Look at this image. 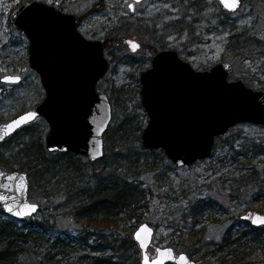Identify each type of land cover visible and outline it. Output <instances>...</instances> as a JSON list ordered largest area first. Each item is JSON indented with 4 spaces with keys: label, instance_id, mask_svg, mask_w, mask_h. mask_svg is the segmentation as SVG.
Instances as JSON below:
<instances>
[{
    "label": "rangeland",
    "instance_id": "rangeland-1",
    "mask_svg": "<svg viewBox=\"0 0 264 264\" xmlns=\"http://www.w3.org/2000/svg\"><path fill=\"white\" fill-rule=\"evenodd\" d=\"M28 1L32 0H0V78L21 77L19 84L0 81V123L32 109L46 96L38 72L30 67V41L9 19L14 7ZM40 1L74 14L82 35L103 42L110 69L97 87L108 92L113 119L116 113L135 117V123L140 118L144 128L147 126L148 116L140 99V74L151 67L154 54L163 49L177 51L200 71L218 63H231L232 80L242 79L256 90H264V0H243L240 10L232 14L225 12L218 0H145L134 3L133 10L131 0ZM244 32L246 35L255 32L262 41L255 54L228 49L230 38ZM128 40L141 47L132 51ZM36 125L35 130L44 126L46 136L47 121L39 118ZM29 132L25 129L17 138L9 139L0 148V157H7L10 147L30 139ZM138 146L143 147L142 141ZM137 152L142 161L148 159L154 164L152 170H143L139 178L142 189L151 194L146 198L145 211L137 208L129 214L116 210L113 222L90 223L75 218L73 203L65 204L70 195L71 201L80 200L81 193L76 196L72 192L68 196L59 192L56 197L46 199L43 191L38 200L31 198L40 204V210L34 217L17 220L19 226L28 227L36 219L49 215L56 221V227H50L45 234L49 242L40 264H132L141 258L133 234L145 222L155 228L152 256L158 246H170L198 264H221L222 256L232 248L241 251L249 246L260 249L243 264H264V226L262 231L251 234L250 226L240 219L247 210L264 212L263 202L255 199L259 187L252 190L253 183H246L249 178L241 179L258 170L260 177L256 184H262L264 189L262 126L237 125L217 139L210 157L193 165H174L162 150L143 147ZM92 171L106 172L103 178L107 179L111 176L121 179L123 175L114 167L100 166ZM58 241L60 244L56 245ZM122 248L126 249L124 254Z\"/></svg>",
    "mask_w": 264,
    "mask_h": 264
},
{
    "label": "water",
    "instance_id": "water-1",
    "mask_svg": "<svg viewBox=\"0 0 264 264\" xmlns=\"http://www.w3.org/2000/svg\"><path fill=\"white\" fill-rule=\"evenodd\" d=\"M218 2L232 14L240 10L243 0L235 10L222 0ZM134 7L130 5L131 10ZM9 19L30 41V67L38 72L46 96L32 109L0 123V146L24 126L42 118L49 124L45 137L49 152H70L90 162L100 161L106 155L105 136L114 112L108 92L97 88L110 69L103 42L82 35L77 16L40 0L18 4ZM127 43L134 52L141 47L132 40ZM154 55L151 67L140 74L141 105L149 120L141 134L145 149L162 150L174 165L183 167L210 157L217 139L239 124L264 128V90H256L242 79L232 80L231 63L200 71L173 49ZM0 81L19 84L21 77L5 76ZM29 187L27 172L0 168V208L5 215L17 221L38 214L40 205L31 200ZM257 218L264 219V212L247 210L240 217L251 228L263 227L254 223ZM154 236L155 228L147 222L133 234L141 250V264L146 258L148 264H198L186 253L176 254L170 246H158L152 256Z\"/></svg>",
    "mask_w": 264,
    "mask_h": 264
},
{
    "label": "trees",
    "instance_id": "trees-1",
    "mask_svg": "<svg viewBox=\"0 0 264 264\" xmlns=\"http://www.w3.org/2000/svg\"><path fill=\"white\" fill-rule=\"evenodd\" d=\"M230 41L228 49L233 52L255 54V50L262 47V41L255 32L248 35L245 32L235 34ZM113 91L115 92V89ZM142 115L145 117L144 113ZM36 121L20 129L11 137L17 138L19 133L27 129L30 130L28 133L30 139L10 147L7 157H0L1 167L28 173L30 198L38 200L43 191L46 192L44 193L46 199L56 197L59 192L68 196L72 192L76 193V196L81 193L80 200L73 202L70 195V200H67L65 204L73 203L74 206L71 209L75 218L90 223L113 222L112 215L116 210L130 214L134 209L141 208L145 211L148 208L146 198L151 194L142 189L143 184L139 178L143 170L148 168L152 170L154 164L148 159L142 161L137 152L143 148L138 146L144 129L143 124H145L140 118L139 122L135 123V117L118 116L115 113L114 123L105 136L106 155L98 162H90L82 155L70 152L56 154L49 152L44 143V126L41 125L39 131L35 130ZM7 142L8 140L0 148L6 146ZM100 166L120 170L123 174L122 178L113 176L108 179L103 178L106 172L94 174L92 170ZM258 172V170L250 172L243 175L241 179L249 178L246 183H253L252 190L259 187L260 191L256 193L255 199L263 202L264 205L263 186L256 184L260 177ZM1 216L6 218H0V264H19L22 261L25 264H40L42 256L47 253L46 246L49 242L45 239V234L50 227H56L53 216L36 219L28 227L19 226L16 220L5 215L2 208H0ZM262 229L263 227H250L249 231L251 234H256ZM59 244V241L56 242V245ZM257 249L260 248L247 246L241 251L232 248L222 256L221 264H243ZM132 264H141V261L136 258Z\"/></svg>",
    "mask_w": 264,
    "mask_h": 264
},
{
    "label": "snow or ice",
    "instance_id": "snow-or-ice-1",
    "mask_svg": "<svg viewBox=\"0 0 264 264\" xmlns=\"http://www.w3.org/2000/svg\"><path fill=\"white\" fill-rule=\"evenodd\" d=\"M222 2L225 3V6L228 7L230 10H235V8L238 6L239 4V0H222ZM135 47H137L136 45H133V48L135 49ZM26 119V118H25ZM19 123V122H17ZM8 211L11 212L12 211V208L9 207L8 208ZM32 211H35V208L33 207L32 208ZM23 213L22 212H17L16 215H22ZM259 223V224H264V219H260V218H257L256 221H254V223ZM137 239H139V236H137ZM145 264H148V261H147V258L145 259ZM154 264H156V262H154Z\"/></svg>",
    "mask_w": 264,
    "mask_h": 264
},
{
    "label": "flooded vegetation",
    "instance_id": "flooded-vegetation-1",
    "mask_svg": "<svg viewBox=\"0 0 264 264\" xmlns=\"http://www.w3.org/2000/svg\"><path fill=\"white\" fill-rule=\"evenodd\" d=\"M132 1V0H131ZM133 2V1H132ZM134 3H136V2H133V3H131V4H134ZM130 4V5H131ZM135 5V4H134ZM55 7V6H54ZM57 8V7H56ZM58 9V8H57ZM60 11H63V10H60ZM64 12V11H63ZM123 249V254H124V251L126 250L125 248H122ZM177 254V253H176ZM125 264H126V262H125ZM169 264H172V263H169Z\"/></svg>",
    "mask_w": 264,
    "mask_h": 264
}]
</instances>
